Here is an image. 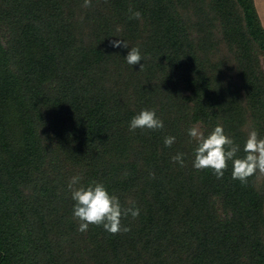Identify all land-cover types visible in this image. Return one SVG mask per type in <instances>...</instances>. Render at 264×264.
<instances>
[{
    "label": "trees",
    "instance_id": "1",
    "mask_svg": "<svg viewBox=\"0 0 264 264\" xmlns=\"http://www.w3.org/2000/svg\"><path fill=\"white\" fill-rule=\"evenodd\" d=\"M83 3L0 0V264H264V174L195 169L188 135L221 124L238 157L250 131L264 137L254 0ZM145 108L163 129L130 131ZM75 175L135 202L129 232L78 230Z\"/></svg>",
    "mask_w": 264,
    "mask_h": 264
},
{
    "label": "clouds",
    "instance_id": "2",
    "mask_svg": "<svg viewBox=\"0 0 264 264\" xmlns=\"http://www.w3.org/2000/svg\"><path fill=\"white\" fill-rule=\"evenodd\" d=\"M84 7H91L92 0H84ZM130 19H140L141 13L134 11L131 7ZM113 47L129 48L125 40L111 41ZM129 65L139 64L143 59L139 47H131L125 57ZM143 68V64L140 65ZM163 121L157 117L155 109H142L135 115L129 124L130 131L137 128H147L150 130L163 129ZM188 135L195 141L197 146L194 149L193 167L197 170L212 169L215 176L219 179L224 175L228 167V161L233 164L232 177L246 184L248 178L260 173L264 174V137H261L256 130L250 131L243 147L245 155L238 157L240 147L230 136L224 127L217 124L207 136L199 123L194 124L188 129ZM174 136H166L164 144L171 147L175 142ZM183 153H177L172 157L174 162L181 166L184 164ZM82 177L75 175L68 182V188L72 192V199L75 201L73 206V216L80 221L79 231L86 232L90 224L103 226L111 233L129 232L130 226L121 223L122 218L131 215L135 220L140 215V209L135 206L134 201H129V207L122 206L119 198L110 194L103 183L93 182L87 186L80 185ZM79 185V186H78Z\"/></svg>",
    "mask_w": 264,
    "mask_h": 264
},
{
    "label": "rangeland",
    "instance_id": "3",
    "mask_svg": "<svg viewBox=\"0 0 264 264\" xmlns=\"http://www.w3.org/2000/svg\"><path fill=\"white\" fill-rule=\"evenodd\" d=\"M254 2H255V5H256V2L257 3H259V5H260V7H261V9H262V11H263V14H264V0H254ZM256 7H257V5H256ZM260 16V15H259ZM261 18V17H260ZM261 21H262V19H261ZM262 24L264 25V23L262 22Z\"/></svg>",
    "mask_w": 264,
    "mask_h": 264
},
{
    "label": "crops",
    "instance_id": "4",
    "mask_svg": "<svg viewBox=\"0 0 264 264\" xmlns=\"http://www.w3.org/2000/svg\"><path fill=\"white\" fill-rule=\"evenodd\" d=\"M256 5H257L258 13H259V15H260V17H261V19H262V22L264 23V14H263V11H262V9H261L259 3L256 2Z\"/></svg>",
    "mask_w": 264,
    "mask_h": 264
}]
</instances>
